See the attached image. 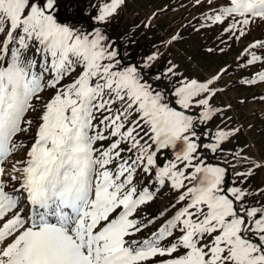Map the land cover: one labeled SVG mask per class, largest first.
<instances>
[{
	"label": "snow or ice",
	"instance_id": "1",
	"mask_svg": "<svg viewBox=\"0 0 264 264\" xmlns=\"http://www.w3.org/2000/svg\"><path fill=\"white\" fill-rule=\"evenodd\" d=\"M129 2L99 0L79 25L62 0H0V264H264V152L214 103L230 72L264 87V0H189L199 27L135 62L106 31ZM188 29L218 30L208 55L243 46L201 78L170 51Z\"/></svg>",
	"mask_w": 264,
	"mask_h": 264
},
{
	"label": "rangeland",
	"instance_id": "2",
	"mask_svg": "<svg viewBox=\"0 0 264 264\" xmlns=\"http://www.w3.org/2000/svg\"><path fill=\"white\" fill-rule=\"evenodd\" d=\"M98 2L99 0H62L65 7L60 10L63 13L61 19L67 16L71 23H77L79 20V25H86L88 21H85L83 17L91 15L93 6ZM81 8H83V12L77 16V12ZM165 8L167 11L159 15V18L154 22L155 27L153 29L146 33L143 31L133 33L131 31L132 27L142 18L150 15L153 11ZM201 11L202 9H193L189 0H130L128 7L113 20L106 31L121 55L128 56L130 62H135L144 53L151 50L152 42L164 38L172 32L180 31L181 25H186L191 21L196 27H199L194 18L199 17ZM218 34V30L193 32L188 29L184 31L183 40L170 49L172 58L181 62L193 74L199 75L201 78L215 72L219 67L234 61L239 47L243 46H234L231 51L226 50V54L208 55L206 49L218 44ZM262 34H264V26L256 28L252 37H259ZM130 40H134L135 43H130ZM187 57H191V62L187 61ZM236 79L237 74L230 72L220 82V86L224 87L225 91L216 97L214 103L220 106L231 103L234 111L230 112L229 115L236 118L234 123L243 124L245 128L247 124L253 123L255 127L242 132L238 137V143L240 146L252 145L250 150L254 154L264 152V122L259 118L260 110L264 109V105L256 103L252 99L253 95L258 96L264 92V87H241L236 83ZM242 100H247V103H241ZM254 112L256 115H253ZM31 118L35 119V116ZM23 142L28 143V138L25 137ZM225 147L229 146L225 145ZM251 184L253 186L264 184V173L257 174L251 180ZM170 198L171 194L165 191L157 201L148 205L141 214L145 216L155 214L168 203Z\"/></svg>",
	"mask_w": 264,
	"mask_h": 264
}]
</instances>
